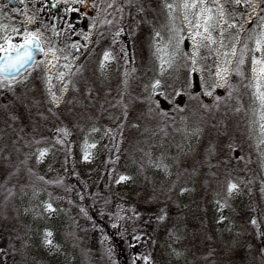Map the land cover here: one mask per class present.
Returning <instances> with one entry per match:
<instances>
[{
    "label": "rangeland",
    "instance_id": "1",
    "mask_svg": "<svg viewBox=\"0 0 264 264\" xmlns=\"http://www.w3.org/2000/svg\"><path fill=\"white\" fill-rule=\"evenodd\" d=\"M89 1L92 0H65V4L76 5L78 9ZM36 3L43 1L25 0L21 7L13 10L0 0V47L7 45L6 39L14 45L21 43L29 32L42 40L44 50L36 63L42 67L52 108L62 106L68 95L72 98L82 93L104 91L102 103L111 96L119 99L120 108L115 110L120 111V115H115L117 122L114 123L113 111L106 112L103 117L107 124H114L103 130L102 123L94 122L81 139L79 157L85 174H93V181H97L114 144L124 143L128 130L131 135H140L139 151L134 156L137 158L127 160L118 156L117 162L123 165L124 171L115 177L113 174L112 181L116 195L115 217L121 216L126 227L135 224L140 229L139 233L130 232L126 237L129 253L134 257L137 254L143 257L147 251L160 253L156 237L150 238L152 244L142 238L150 235V225L163 227L167 222L169 208L164 205L165 199L171 197L174 202L182 200L184 203L192 195L191 187H172L175 170L171 157H191L196 152L204 129L202 122L195 118L196 107L191 99L208 101L219 94V86L225 88L233 69L237 43L246 33L251 59L242 69L245 75L240 82L243 96L238 102L244 111L233 118L217 115L213 129L214 133H225L222 139L228 143L231 158H239V179L228 177L218 186L219 191H212L213 198L210 195L209 199L212 200L215 238L224 250L252 240L247 223L251 219L264 220V128L261 127L264 101L260 98L264 95V72L259 71L264 64L253 63V58L264 61V13L260 22L250 26L260 0H251L250 6L238 5L235 0H131L128 3L97 0L96 4L89 3L84 26L82 23L77 28L68 25L59 32H55L53 26L47 28L37 23ZM185 4L190 6L185 8ZM193 4L196 6L191 7ZM208 8L211 13L205 11ZM209 16V27L205 31L204 21ZM197 23L198 28L194 26ZM98 31L99 42L93 44ZM63 36L66 40L58 46L57 39ZM76 36L82 49L78 56L74 54L76 41H71ZM257 40L262 41L259 52L255 50ZM105 53L109 54L107 60ZM53 67H56L55 73H47V68ZM27 72L19 78L25 77L21 82L23 87L34 78L33 73L26 76ZM156 85L162 87L160 93L154 91ZM135 98L143 102L138 105ZM128 107H132V120L131 116L126 119ZM222 139L215 138V141L220 143ZM42 151L45 152L43 157L40 156ZM53 154V148L49 147L36 150V163L41 171L52 166ZM121 177L126 179L121 181ZM230 185H235L231 191ZM150 190L155 193H149ZM150 194L160 199L157 215L152 205L146 204ZM20 209L29 250L67 264L69 253L54 241L52 234L54 208L37 193L33 198L21 199ZM168 245L178 255V264H198L191 239L188 251L171 243ZM162 251L165 253L167 249ZM135 262L145 263L137 259Z\"/></svg>",
    "mask_w": 264,
    "mask_h": 264
},
{
    "label": "trees",
    "instance_id": "2",
    "mask_svg": "<svg viewBox=\"0 0 264 264\" xmlns=\"http://www.w3.org/2000/svg\"><path fill=\"white\" fill-rule=\"evenodd\" d=\"M262 9L264 4L260 3L250 26L262 20ZM99 36L100 31L93 44L99 42ZM246 37L244 33L237 43L233 69L225 88L218 90L219 94L208 101L191 99L196 107L195 118L200 124L202 122L204 133L191 157L177 155L171 158L175 170L172 187H191L192 195L184 203L182 200L174 202L171 197L165 199L164 205L169 208L167 222L163 227L150 225V235L142 238L152 244L156 237L160 253L147 251L143 257L129 253L126 237L133 232L139 233L140 229L135 224L126 227L121 216L115 217L116 195L112 182L113 174L115 177L124 171L117 158H137L134 156L139 151L140 135H131L128 130L126 141L114 144L97 181H93V174H85L80 165V142L88 126L100 122L102 124H98L104 130L116 123L115 115H120V111H115L120 108L119 99L111 96L102 103L104 91L86 93L88 96L82 93L72 98L68 95L62 106L54 109L46 95L42 67L37 63L27 72L26 76L33 73L34 78L26 87L21 84L25 77L11 82L0 79V264H62L45 254H34L25 243L27 229L22 224L20 200L33 198L37 193L55 210L52 234L54 241L69 253L67 264H136V259L147 264H178V255L168 244L188 251L190 239L198 264H264V220L251 219L247 223L252 240L224 250L215 238L212 200L209 199L212 191H219L228 177L239 179V158H231L228 143L222 139L225 133H214L213 129L217 115L233 118L244 111L238 102L243 96L240 82L245 75L242 69L251 59ZM135 101L138 105L143 102L140 98ZM126 109L127 119L132 107ZM112 111L116 121L107 124L103 116ZM215 138L222 140L218 143ZM43 147L54 151L52 166L45 171H41L36 163V150ZM146 202L157 215L160 199L150 194ZM245 214L241 215L244 217ZM141 230L145 231V228ZM163 248L167 249L165 253Z\"/></svg>",
    "mask_w": 264,
    "mask_h": 264
},
{
    "label": "flooded vegetation",
    "instance_id": "3",
    "mask_svg": "<svg viewBox=\"0 0 264 264\" xmlns=\"http://www.w3.org/2000/svg\"><path fill=\"white\" fill-rule=\"evenodd\" d=\"M43 3H36L35 6L39 9V20L37 21L38 24L46 25L47 28H52L55 32H59L64 30V28L68 25H74L75 28L78 27V24L82 23L84 26L86 23V15L89 11L87 9L89 3L83 2L82 6L76 9V5L73 4L69 5V3L65 4V0H55L54 3L57 6L56 8H52L48 4L49 0H42ZM14 5H10L8 3L4 5H8L11 9H15L21 7L25 0H22L21 3H18V0H12ZM79 39L78 36L72 37L71 41H76L77 47H75L74 54L78 56L82 49L79 47L81 45L80 42L77 41ZM65 36L59 37L57 39L58 46H62L65 42Z\"/></svg>",
    "mask_w": 264,
    "mask_h": 264
},
{
    "label": "snow or ice",
    "instance_id": "4",
    "mask_svg": "<svg viewBox=\"0 0 264 264\" xmlns=\"http://www.w3.org/2000/svg\"><path fill=\"white\" fill-rule=\"evenodd\" d=\"M203 2V0H202ZM235 3L236 4H245V5H251V0H235ZM260 3L261 4H264V0H260ZM190 5L188 4H185L184 7L185 8H188ZM196 5H191V7H195ZM169 7H171V5H169ZM264 10V9H262ZM205 11L207 13H211V9L208 8V9H205ZM209 19H210V16L207 17L204 21V28H205V31L208 30V27H209ZM189 23L191 24L192 22L189 21ZM195 27H200V24L197 23L196 25H194ZM6 43L8 44V48L11 49L13 52L16 53V57L13 59L11 57H8V63L5 65V68L6 69H16V70H19L20 67H23L24 64L28 63L29 61H34V55L33 53L35 51H42V48L40 47V44H39V41L35 39V35L34 33H31L29 32L28 33V38L25 40V43L23 44H16V45H13L11 44V42L9 40L6 39ZM257 47H256V51H261V45H262V41L261 40H257ZM21 50H23V52H21ZM0 51H7V49H4L2 47H0ZM49 51H53L52 49H49ZM108 56L109 54L108 53H105V60L108 59ZM5 59V57H0V60H3ZM243 61L241 60V63ZM253 63L254 64H264V61L262 60H257L255 58H253ZM260 72H264V67H261L259 69ZM261 100L264 101V95H261ZM262 128H264V125L261 126ZM45 155V152H41L40 153V156L43 157ZM126 179L125 177H121L120 180H124ZM233 188H235V185H230L229 186V191H231ZM50 208V206H49ZM48 235H51V233H48Z\"/></svg>",
    "mask_w": 264,
    "mask_h": 264
},
{
    "label": "water",
    "instance_id": "5",
    "mask_svg": "<svg viewBox=\"0 0 264 264\" xmlns=\"http://www.w3.org/2000/svg\"><path fill=\"white\" fill-rule=\"evenodd\" d=\"M21 2H22V0H18V3H21ZM2 3H4V4L8 3L11 6L14 5V3L12 2V0H2ZM48 4L50 6H52V8H56L57 7L55 5V3H54V0H49ZM29 29L32 30V27H29ZM27 38H25L19 44L25 43V40ZM35 39L39 41V44H40V47L42 48V51H35L33 53V55H34V61H29L28 63L24 64L23 67H20L19 70H16V69H6L5 68V65L8 63V59L7 58L8 57H11V58L14 59L16 57V53L13 52L11 49L8 48V44L4 47V49H7V51H0V57H5V59L0 60V79H2L4 81H12V80H15V79L19 78L22 74H24L27 70H29V69H31L33 67V65L35 64L36 59L43 52V46H42V42H41L40 38L37 35H35ZM21 52H23V50H21ZM154 91L160 93L162 91V87L160 85H156L154 87Z\"/></svg>",
    "mask_w": 264,
    "mask_h": 264
}]
</instances>
